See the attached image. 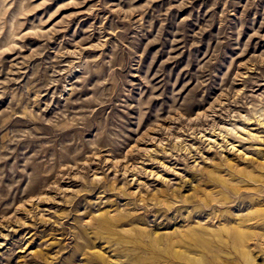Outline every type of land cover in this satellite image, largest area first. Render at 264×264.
I'll use <instances>...</instances> for the list:
<instances>
[{"label":"rangeland","instance_id":"obj_1","mask_svg":"<svg viewBox=\"0 0 264 264\" xmlns=\"http://www.w3.org/2000/svg\"><path fill=\"white\" fill-rule=\"evenodd\" d=\"M0 264H264V0H0Z\"/></svg>","mask_w":264,"mask_h":264}]
</instances>
